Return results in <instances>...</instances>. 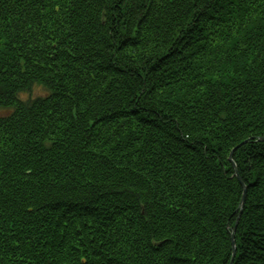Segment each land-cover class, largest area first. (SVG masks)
<instances>
[{
  "label": "trees",
  "instance_id": "obj_1",
  "mask_svg": "<svg viewBox=\"0 0 264 264\" xmlns=\"http://www.w3.org/2000/svg\"><path fill=\"white\" fill-rule=\"evenodd\" d=\"M0 110V264H264V0H0Z\"/></svg>",
  "mask_w": 264,
  "mask_h": 264
},
{
  "label": "water",
  "instance_id": "obj_2",
  "mask_svg": "<svg viewBox=\"0 0 264 264\" xmlns=\"http://www.w3.org/2000/svg\"><path fill=\"white\" fill-rule=\"evenodd\" d=\"M261 139H264V137H261ZM228 159L231 160V154L228 156ZM237 179L241 183V185H242V191H243V195L241 197L240 204L238 206V208H239V212H238L239 214H238V216H239L241 214L240 212H241V209H242L243 204H244L243 200H244V195H245V192L246 191H245V185H244V183L238 178V176H237ZM235 226H236V224H235ZM235 226L231 229V233H230V235H231L232 254H231V260H230V262L228 264H231L232 261H233L234 246H233V235H232V233H233V230L235 229Z\"/></svg>",
  "mask_w": 264,
  "mask_h": 264
},
{
  "label": "rangeland",
  "instance_id": "obj_3",
  "mask_svg": "<svg viewBox=\"0 0 264 264\" xmlns=\"http://www.w3.org/2000/svg\"><path fill=\"white\" fill-rule=\"evenodd\" d=\"M31 93L33 94V95H37V94H39V93H42V90L41 89H39V88H33V90L31 91ZM2 112H1V110H0V114H1ZM239 177V176H238ZM235 226V225H234ZM236 227V226H235ZM235 230V229H234ZM234 230H233V232H234ZM232 235H233V233H232ZM234 236V235H233ZM235 249V248H234ZM231 260V259H230ZM230 262V261H229ZM232 264V263H231Z\"/></svg>",
  "mask_w": 264,
  "mask_h": 264
}]
</instances>
